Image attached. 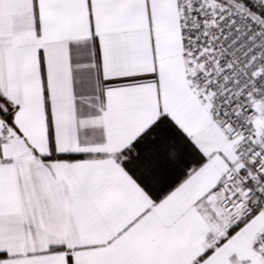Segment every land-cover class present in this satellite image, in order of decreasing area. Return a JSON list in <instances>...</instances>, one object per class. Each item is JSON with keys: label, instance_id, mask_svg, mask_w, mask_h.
Here are the masks:
<instances>
[{"label": "snow or ice", "instance_id": "6c2138e0", "mask_svg": "<svg viewBox=\"0 0 264 264\" xmlns=\"http://www.w3.org/2000/svg\"><path fill=\"white\" fill-rule=\"evenodd\" d=\"M0 264H264V0H0Z\"/></svg>", "mask_w": 264, "mask_h": 264}]
</instances>
